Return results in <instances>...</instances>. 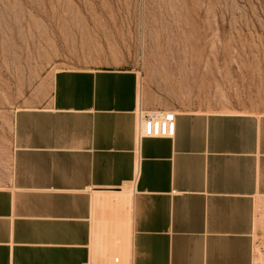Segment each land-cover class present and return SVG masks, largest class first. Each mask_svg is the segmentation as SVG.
<instances>
[{"label": "crops", "instance_id": "crops-1", "mask_svg": "<svg viewBox=\"0 0 264 264\" xmlns=\"http://www.w3.org/2000/svg\"><path fill=\"white\" fill-rule=\"evenodd\" d=\"M141 103L167 109L146 86ZM137 105L136 69L90 66L57 70L40 106L14 112L0 264H253L264 113L174 110L172 137L137 141Z\"/></svg>", "mask_w": 264, "mask_h": 264}, {"label": "rangeland", "instance_id": "rangeland-1", "mask_svg": "<svg viewBox=\"0 0 264 264\" xmlns=\"http://www.w3.org/2000/svg\"><path fill=\"white\" fill-rule=\"evenodd\" d=\"M90 66L136 69L165 110L264 113V0H0V178L14 112Z\"/></svg>", "mask_w": 264, "mask_h": 264}, {"label": "built area", "instance_id": "built-area-1", "mask_svg": "<svg viewBox=\"0 0 264 264\" xmlns=\"http://www.w3.org/2000/svg\"><path fill=\"white\" fill-rule=\"evenodd\" d=\"M176 112L173 110L145 109L141 104L134 109V135L139 141L142 138H170L175 131ZM115 196L110 198V204L117 203ZM113 263H117L118 258H112Z\"/></svg>", "mask_w": 264, "mask_h": 264}, {"label": "bare ground", "instance_id": "bare-ground-1", "mask_svg": "<svg viewBox=\"0 0 264 264\" xmlns=\"http://www.w3.org/2000/svg\"><path fill=\"white\" fill-rule=\"evenodd\" d=\"M142 78L139 76L138 78V105L141 104V99L143 97V94H142ZM142 105V104H141ZM245 111V110H244ZM244 111H239V110H229L227 111L228 113H244ZM246 113V112H245ZM131 188L129 186H125L123 188V192L121 193V196H120V199L117 200V205L120 204V203H126V202H129L130 200V197H131ZM106 222H109L106 221ZM124 245L129 248L130 246V231L129 230H126L124 232ZM260 255V254H259ZM261 258L259 256H256L254 258V263L257 264V262L260 260Z\"/></svg>", "mask_w": 264, "mask_h": 264}]
</instances>
